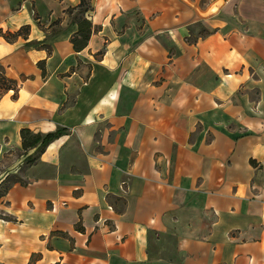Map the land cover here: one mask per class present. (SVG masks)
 <instances>
[{
	"label": "crops",
	"instance_id": "crops-1",
	"mask_svg": "<svg viewBox=\"0 0 264 264\" xmlns=\"http://www.w3.org/2000/svg\"><path fill=\"white\" fill-rule=\"evenodd\" d=\"M78 2L0 0V264H264V0Z\"/></svg>",
	"mask_w": 264,
	"mask_h": 264
},
{
	"label": "trees",
	"instance_id": "trees-1",
	"mask_svg": "<svg viewBox=\"0 0 264 264\" xmlns=\"http://www.w3.org/2000/svg\"><path fill=\"white\" fill-rule=\"evenodd\" d=\"M89 9H90L89 0H79L78 4L75 7L66 9V12L68 14L73 13L72 21L76 24V31L70 37L72 48L75 51L81 50L86 45L90 32L92 31V25L90 21L85 17V13ZM26 30H27V26H23L15 32H1L0 30V33L5 40H11L21 31H26ZM15 87H16L15 80L6 78L3 75L2 69L0 67V90L2 92L9 89L14 90ZM60 133H61V129H56L51 133L40 134L38 132H31L27 128H22L19 131L21 148L23 150H26L32 147H36L34 153L38 154L44 149V147L48 144V142L58 137ZM33 158L34 157L32 156H27L25 160L26 162H29ZM5 190H6V186L3 187V189H0V194L5 192Z\"/></svg>",
	"mask_w": 264,
	"mask_h": 264
},
{
	"label": "rangeland",
	"instance_id": "rangeland-1",
	"mask_svg": "<svg viewBox=\"0 0 264 264\" xmlns=\"http://www.w3.org/2000/svg\"><path fill=\"white\" fill-rule=\"evenodd\" d=\"M2 93V91L0 90V94ZM6 182V181H5ZM0 188H1V186H0Z\"/></svg>",
	"mask_w": 264,
	"mask_h": 264
}]
</instances>
